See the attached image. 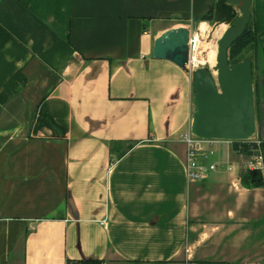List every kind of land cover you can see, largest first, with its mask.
<instances>
[{"label": "crops", "instance_id": "1", "mask_svg": "<svg viewBox=\"0 0 264 264\" xmlns=\"http://www.w3.org/2000/svg\"><path fill=\"white\" fill-rule=\"evenodd\" d=\"M217 2L0 0V264H186L188 246L264 264V170L243 184L222 140L224 164L188 180L193 74L154 55L178 26L220 37ZM250 12L264 158V0Z\"/></svg>", "mask_w": 264, "mask_h": 264}, {"label": "water", "instance_id": "2", "mask_svg": "<svg viewBox=\"0 0 264 264\" xmlns=\"http://www.w3.org/2000/svg\"><path fill=\"white\" fill-rule=\"evenodd\" d=\"M229 2L241 12L218 38L217 62L213 67L217 74L206 66L193 70L195 110L191 131L202 138L242 141L251 138L256 129L253 66L247 57L231 62L229 48L247 28L251 0ZM189 36L188 26L168 30L155 42L154 55L187 68ZM256 173L253 169V177Z\"/></svg>", "mask_w": 264, "mask_h": 264}, {"label": "built area", "instance_id": "3", "mask_svg": "<svg viewBox=\"0 0 264 264\" xmlns=\"http://www.w3.org/2000/svg\"><path fill=\"white\" fill-rule=\"evenodd\" d=\"M204 33V32H203ZM203 33L199 29L190 30L189 36V59L186 63L187 70L193 74V70L197 66L204 65L198 64L196 61L197 53L201 50L199 43L203 37ZM182 140L186 144V171L188 180L190 182L200 181L210 176L211 172L218 167V164H224L219 160H216L213 155L216 153L214 145L221 139L215 138H202L198 137L191 131V127L184 131L181 135ZM230 141V140H227ZM251 142V138L247 140H242ZM256 142V147H253V150H256V160H249L248 167L249 169H256L262 172L264 170V158L261 148ZM251 144V143H250ZM106 219L101 220L102 223H105ZM185 253L188 256V261L186 264H197L193 259H191L193 252L191 247L185 248Z\"/></svg>", "mask_w": 264, "mask_h": 264}, {"label": "trees", "instance_id": "4", "mask_svg": "<svg viewBox=\"0 0 264 264\" xmlns=\"http://www.w3.org/2000/svg\"><path fill=\"white\" fill-rule=\"evenodd\" d=\"M237 12L235 11L232 4L228 3L227 0H218L217 2V10L214 12L213 8H211L202 18L203 19H213L219 21H230L233 22ZM256 41V33L252 28L251 20L247 23V28L245 31L231 44L229 48V58L231 62H236L242 60L244 58H249L250 56H245V53L252 49L255 45ZM258 83V79H257ZM258 88L259 85L257 84ZM251 143V144H250ZM241 146V148L239 147ZM253 147H256V142L251 141H236L234 143L235 149H240L239 151H244L250 153ZM251 149V150H250ZM260 176V171H257L256 175L253 177L252 171H249L242 176V183L247 186L259 185L260 180L256 177ZM195 261V260H194ZM197 264H227L225 262L211 261V260H202L195 261ZM104 261L99 258H88L81 260H68L67 264H103Z\"/></svg>", "mask_w": 264, "mask_h": 264}, {"label": "rangeland", "instance_id": "5", "mask_svg": "<svg viewBox=\"0 0 264 264\" xmlns=\"http://www.w3.org/2000/svg\"><path fill=\"white\" fill-rule=\"evenodd\" d=\"M220 30H218V24L216 25H214L213 26V28L211 29V31L210 32H204V34H203V37H202V39H201V42L199 43L200 45H203L204 44V46L206 47H204V46H202L201 47V51H198L199 53H197V57L198 56H200V55H202V54H204V53H202V49H204L203 51H205V49H207V46H209V44H211V42L212 41H214V40H216L217 41V45H218V32H219ZM207 45V46H206ZM217 49H218V46H217ZM251 56L252 55V50L251 49H249L246 53H245V56ZM200 66H206V67H208V68H211L213 71H215L214 70V65L213 66H210L209 64H204V65H200ZM197 67H199V66H197ZM216 72V74H217V71H215ZM257 74H256V72H255V70L253 71V93H254V106H255V113H256V111H257V109H258V101H259V88H258V86H257ZM195 101V100H194ZM195 106V105H194ZM222 140V139H221ZM180 141H182V142H184L183 140H182V138H181V135H180ZM218 142H221V141H218ZM224 142V141H223ZM225 142H228L231 146H232V148L233 149H235L234 148V143L236 142V140L235 141H225ZM239 142H241V141H239ZM217 145V143L215 144V146ZM240 148H241V146H239ZM236 150V149H235ZM240 149L238 148L237 149V152L234 154V158L233 159H235V160H237L238 162H239V175H240V178H241V181H242V176H243V174H246V173H248L249 171H252L253 169H249V167H248V161L249 160H256V157H255V155H256V150H251V152L250 153H247V152H244V151H239ZM218 151H217V154L215 153L214 155H213V157L212 158H214V159H216V157L218 156ZM257 171H259V170H257ZM201 181V180H200ZM195 182V181H194Z\"/></svg>", "mask_w": 264, "mask_h": 264}, {"label": "bare ground", "instance_id": "6", "mask_svg": "<svg viewBox=\"0 0 264 264\" xmlns=\"http://www.w3.org/2000/svg\"><path fill=\"white\" fill-rule=\"evenodd\" d=\"M203 30V29H202ZM202 30H200L202 32ZM204 34V33H203ZM204 38V37H203ZM199 46H204L200 45ZM207 46V45H206ZM217 41L214 40L211 42V44H209V46H207V49H205V51H203L204 49H202V55L196 57V61L198 64H209L210 66H213L216 64L217 62ZM205 47V46H204ZM206 48V47H205ZM201 51V50H200ZM199 53V52H198ZM215 72V71H214ZM216 73V72H215Z\"/></svg>", "mask_w": 264, "mask_h": 264}]
</instances>
